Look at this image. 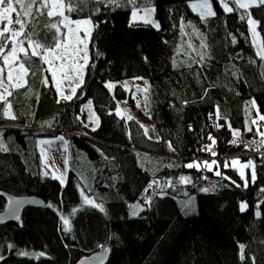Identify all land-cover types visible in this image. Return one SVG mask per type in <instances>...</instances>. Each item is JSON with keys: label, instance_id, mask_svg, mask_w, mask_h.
Returning a JSON list of instances; mask_svg holds the SVG:
<instances>
[{"label": "trees", "instance_id": "1", "mask_svg": "<svg viewBox=\"0 0 264 264\" xmlns=\"http://www.w3.org/2000/svg\"><path fill=\"white\" fill-rule=\"evenodd\" d=\"M191 1L89 0L69 14L63 0L65 15L93 24L83 83L71 100L59 96L39 57L30 49L20 54L25 83L7 95L16 118L0 115V145L7 149H0V211L2 192L36 195L44 205L0 225V264H77L105 249L106 264H264V152L257 153L264 146L241 156L232 143L264 132V58L248 17L241 19L246 11L258 19L264 45V5L229 13L210 0L216 15L201 17ZM38 6L25 32L43 51L54 43L55 30L46 25L60 18L36 16ZM149 7L159 28L131 19L133 10ZM129 77L146 80L157 139L117 112L118 100L130 99L117 82ZM88 103L99 120L95 130L86 124ZM5 107L0 101V113ZM61 135L68 147L65 184L43 172L40 151L41 139ZM204 145L216 154L200 159ZM235 157L254 162L256 177L249 173L247 186L236 167L226 166ZM193 159L216 161L215 169L186 167ZM84 196L103 211L84 205ZM26 251L37 257H22Z\"/></svg>", "mask_w": 264, "mask_h": 264}, {"label": "snow or ice", "instance_id": "2", "mask_svg": "<svg viewBox=\"0 0 264 264\" xmlns=\"http://www.w3.org/2000/svg\"><path fill=\"white\" fill-rule=\"evenodd\" d=\"M89 0H68L67 5V12L71 14L72 12H79L83 10V7L74 8L73 4L78 5H84ZM94 2H99V0H94ZM109 3H117V0H108ZM129 3H132L133 0H128ZM218 2L221 4L224 11L231 13L233 11L232 7H229L228 3L225 2V0H218ZM232 3L236 5V8L239 9H249L251 6H259L264 5V0H248V2H243V0H232ZM39 5L35 8V15L36 16H48V17H59L60 23H50L46 25V27L49 30H55L52 34V39L54 41L53 45L50 47L43 48V55L41 54V51H38L37 49L41 48V45L35 44L33 46V39H32V33H26L25 27L26 23H31L30 20H27L28 17H30L33 13V8L35 5ZM201 9L200 16L201 17H209V16H215V11L212 10L210 0H203V2L199 5H193V8ZM17 8L20 9V11H17ZM59 9V11H57ZM47 10V11H45ZM154 9H145V16H147L150 12H153ZM15 13L16 19L13 21L12 14ZM137 17V11H132V18L135 20ZM245 17H250L249 12H245V16H242L241 19H244ZM143 19V18H142ZM0 22H6V24L0 28V57L3 59L4 65L8 66V72H7V80L9 82L13 81V71L14 69L11 67L16 60L18 59L17 53L22 52L25 55H28V49L23 47L24 41L27 40L29 45L32 46L31 56L32 57H39L41 64H47L46 69H42V71L50 72L53 80L56 82L57 89L60 88V81L56 79L57 77V70H60L63 75L64 79H70L66 72H64L65 66L67 65L69 70H74L75 75L71 77V79H77L78 77H81V74L83 72L84 66L88 62L87 57V40L90 36V29L85 27L83 29L84 31V37L81 38L79 35V32L81 31L80 26L81 25H90L91 20L90 19H84V20H75L70 21L69 17L65 15V4L63 0H30V2L25 5L23 3V0H15V4L13 0H0ZM145 23H148L150 21L145 20ZM15 23L16 26H18V30H13L11 25ZM247 23L252 26L251 31L253 32V35H256V24L257 21L248 18ZM76 25V27H73L72 25ZM61 26H63L67 31L62 32ZM156 28H159V24H155ZM37 35H39L37 33ZM24 37V39H19L20 37ZM11 42L13 45L8 52L7 55H4V49L7 47V43ZM261 48H264V45L261 46ZM83 53V55H81ZM258 54L264 58V50H261L258 48ZM80 59H83L84 64H79L78 61ZM59 61V64H56L55 62ZM5 69L3 67H0V76L4 73ZM18 75L16 76V83L14 85H11L14 88H20L24 86L23 77L28 73V69L25 68L24 63L21 62L19 64ZM43 82L47 84L48 77L44 76ZM79 83H82V79L79 80ZM0 86H3V79L0 78ZM79 86V84H77ZM109 88L114 87V85L109 84ZM140 91V89H137ZM7 91V89H5ZM144 92H147V88L143 89ZM72 95L76 92V87H72L71 89ZM7 95H11V92H8ZM72 95H64L63 92H60V96L62 99L65 100H71ZM0 101H4L6 103V107L4 108L3 112L0 113V115L7 116L8 118L15 119V115L11 114V103L7 102V96L3 93H0ZM254 103V102H253ZM137 106H139V102H137ZM98 119V118H97ZM128 119H133V117L129 116ZM259 120L264 121V115L259 116ZM253 123H256V121H253ZM95 130V129H93ZM252 129L249 128L248 131H251ZM147 132V129L145 128V133ZM234 135H239L238 132L234 133ZM261 136H264V133H260ZM62 140L63 137H60ZM211 139V137H209ZM43 144H50L51 141H41ZM212 143H215L214 140H212ZM233 144L236 143V140L232 141ZM262 144H264V141H262ZM170 146V145H169ZM0 149L7 150L6 148H3L2 145H0ZM208 151H211V149H207ZM41 151L43 152L44 149L41 148ZM215 155V153H212ZM233 165L237 163V161L232 162ZM213 164H216V161H212V164H208L205 162V167H212ZM188 168L193 167H199L198 163H189L186 165ZM243 168H249L252 167V162L249 161V163L242 165ZM217 175H220L219 172L216 173ZM241 177H244V172H240ZM182 181H186V177H181ZM252 180H255V172L253 170L252 172ZM245 186H247V181H245ZM204 191H207L205 189ZM81 194L83 195V189H81ZM83 204L84 205H91L99 208L101 211H103V207L100 204H96L94 200L89 199L87 196H84L83 198ZM137 206H133V212L132 215L135 216L137 212L135 211V208ZM241 211H243L246 208L245 204L240 205ZM76 210H73V214ZM259 213H257L258 215ZM64 224L67 225L69 223V220L65 217H61ZM243 249L244 245H240L241 250V259H243ZM23 254V253H22ZM43 255V253H41Z\"/></svg>", "mask_w": 264, "mask_h": 264}, {"label": "rangeland", "instance_id": "3", "mask_svg": "<svg viewBox=\"0 0 264 264\" xmlns=\"http://www.w3.org/2000/svg\"><path fill=\"white\" fill-rule=\"evenodd\" d=\"M14 2V1H13ZM203 2V0H192L190 2L191 8L200 14L201 9H199V7L197 8H193V5H199ZM226 3H228L229 7H232L233 10L236 8V5L234 3H232V0H225ZM243 2H248V0H243ZM211 3V1H210ZM15 4V3H14ZM211 7L212 10L215 11L216 13V9L213 6V4L211 3ZM253 7V6H251ZM250 7V8H251ZM249 8V9H250ZM145 9H154L153 7H149V8H145ZM145 9H136L137 11V17L135 20H133L132 16L131 19L132 21H139V22H144L145 20H148L150 22H148V24L154 25L156 23L159 24L158 19L155 16V9L153 12H150L147 16H145ZM57 11H59V9H57ZM143 18V19H142ZM255 21H257L258 23L256 24V35H253V32L251 31L252 26L249 25L250 28V35H251V40L252 43L254 45V48L256 50V53L258 56H260L258 54V48H260L261 50H264V48H261V46L263 45V38H262V33L259 29V21L257 18H255L253 15L250 14V17ZM12 19L13 21H15L16 19V15L15 13L12 14ZM85 19H89V18H85ZM70 21H75L78 19H72L69 17ZM79 20H84V19H79ZM6 24V22H0V28H2L4 25ZM73 27H76V25H72ZM11 27L13 30H18V26L15 25V23H13V25L9 26ZM87 27L89 28L90 31V36L88 37L87 40V45L89 44V40L91 37V33L93 30V24L91 21L90 25H81V31L79 32V35L81 38L84 37V31L83 29ZM64 28V27H63ZM67 30L64 28V32H66ZM19 39H22L21 37ZM35 45V43H33V46ZM13 46V45H12ZM24 48L30 49V51H32V46H30L29 44L26 46L25 44H23ZM38 51H41V54L43 55V51L39 48L37 49ZM22 52H18L17 56L18 59L16 60V62L11 65V67L14 69L13 71V81L9 82L7 80V72H8V66L4 65L3 63V59L2 57H0V67H3L5 69L4 73L2 74V76H0V78L3 79V86H0V93H3L7 96V93L11 91L12 87L11 85H14L16 83V76L18 75V69H19V64L21 63L19 61V56ZM83 55V53L81 54ZM87 57L89 60V49L87 47ZM56 64H59L60 62L57 61L55 62ZM79 64H84L83 59H80L78 61ZM46 68L48 67L47 64ZM85 67L83 68V72L81 74V77H78L77 79H71V77H73L75 75L74 70H69L68 66H65L64 72L67 73L68 77L70 79H64V75L60 70H57V77L56 79L60 81V88L57 89L60 92L62 91L64 95H72L71 89L72 87H76V90L78 89L79 86H81V84L83 83V78H84V72H85ZM50 74V72H49ZM50 77L53 81V83L56 86V82L53 80L51 74ZM26 79V75H24L23 77V81L25 82ZM82 79V83H79V80ZM77 84H79V86H77ZM115 85V82L112 83H108ZM118 84L122 85L127 93H129L130 95V99H120L118 100V109L117 112L119 113V115L124 116L126 119H128L129 116L133 117L134 119L138 120L140 122V124L143 126L144 130L145 128L147 129L146 134L151 137V138H158L157 132L155 131L154 125L150 119V117L147 114V110L145 107V93L143 91V89L147 88V83L146 80L143 77H129V78H125L122 79L120 81H118ZM57 88V87H56ZM5 89H7V91H5ZM113 89V87L111 88ZM137 89H140V91H138ZM74 95H72L73 97ZM137 102H139V106H137ZM97 115L95 113V110L92 106L91 103H88L86 105V124L94 129L98 126L99 124V120L97 119ZM264 133V132H263ZM60 137L58 136L56 138H43L40 140L41 141H51L52 143L50 144H41L40 143V151L41 148L44 149V151H41V155H42V162H43V172L47 173V174H51L52 176L58 178L60 180V182L62 184H65L67 181V177H68V147H67V143L63 137V139L61 140ZM259 137L264 140V136L259 135ZM264 152V151H262ZM229 158V157H228ZM237 161V163L235 165H233V161ZM249 161L252 162V167L249 168H243L242 165L249 163ZM205 162H207L208 164H212V161L206 159L203 161H200L198 159H193L192 161H190V163H198L199 167H202L205 165ZM232 165L233 167H236L238 169V172L240 173L241 171L244 172V177L243 179L245 181H249V173L250 176L252 178V172L254 169V162L252 159L250 160H242L240 157H235L233 158V160H231V162L226 161V166ZM208 169L214 170L215 169V164L212 165V167H207ZM256 177V175H255Z\"/></svg>", "mask_w": 264, "mask_h": 264}, {"label": "water", "instance_id": "4", "mask_svg": "<svg viewBox=\"0 0 264 264\" xmlns=\"http://www.w3.org/2000/svg\"><path fill=\"white\" fill-rule=\"evenodd\" d=\"M1 194L6 199V206L0 211V225L9 222H18L25 209L44 205V200L36 195H15L8 192H2ZM109 254L108 249L98 251L92 255L83 257L77 264H106L109 259ZM21 256L36 258L37 254L34 251H26Z\"/></svg>", "mask_w": 264, "mask_h": 264}, {"label": "built area", "instance_id": "5", "mask_svg": "<svg viewBox=\"0 0 264 264\" xmlns=\"http://www.w3.org/2000/svg\"><path fill=\"white\" fill-rule=\"evenodd\" d=\"M261 124V123H260ZM262 141H264L262 139V137L260 138L259 136L253 137L251 139L248 140H243V141H236V143L234 144L237 148H240V152L236 153V155H241V156H250V155H254L257 152V149L260 148L261 146H264V144H262ZM211 149V151H208L207 149ZM264 151L263 150H258L257 153ZM202 152L203 155H201L199 158L200 159H204L206 156H214L212 153L216 154V148H214V146H210V145H204L202 146ZM222 158H231L232 155L230 156H225V155H221Z\"/></svg>", "mask_w": 264, "mask_h": 264}, {"label": "crops", "instance_id": "6", "mask_svg": "<svg viewBox=\"0 0 264 264\" xmlns=\"http://www.w3.org/2000/svg\"><path fill=\"white\" fill-rule=\"evenodd\" d=\"M118 83V82H117ZM58 93H59V91H58ZM59 96H60V94H59ZM61 97V96H60ZM153 139H157V138H153Z\"/></svg>", "mask_w": 264, "mask_h": 264}]
</instances>
